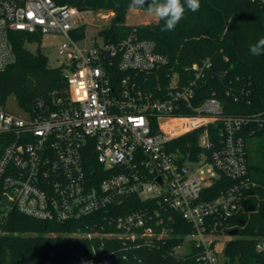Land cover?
Listing matches in <instances>:
<instances>
[{"label": "built area", "instance_id": "2783aa9c", "mask_svg": "<svg viewBox=\"0 0 264 264\" xmlns=\"http://www.w3.org/2000/svg\"><path fill=\"white\" fill-rule=\"evenodd\" d=\"M88 11L59 0H0V71L15 60V32H55L68 39L57 48L65 86L52 93L50 104L40 100L20 115L0 102V134L13 136L0 155L2 215L16 209L63 222L135 196L143 204L154 200L152 212L149 206L133 209L131 202L127 212L107 216L109 232L74 234L113 237L126 246L164 241L170 229L159 208L170 209L192 226L187 236L201 249L197 261L221 264L216 236L253 184L243 131L250 122L263 126L262 112L226 116L214 96L197 103L196 88L212 71V60L172 71L155 42L136 31L115 43L99 38L80 47L70 31ZM188 133L196 139L180 142Z\"/></svg>", "mask_w": 264, "mask_h": 264}, {"label": "trees", "instance_id": "16d2710c", "mask_svg": "<svg viewBox=\"0 0 264 264\" xmlns=\"http://www.w3.org/2000/svg\"><path fill=\"white\" fill-rule=\"evenodd\" d=\"M59 3L85 10L111 11L109 23L98 30L100 39L115 43L136 31L141 38L155 42L156 50L169 59L172 71L187 72L186 67L191 63L210 58L212 71L205 74L196 88L197 103L214 96L221 102L226 116L245 117L262 112L264 117V55L253 56L249 51V45L264 36V3L260 0H200V9L186 10L173 31H161L162 20L126 25L130 0H59ZM146 9L147 0L141 10ZM85 32L86 24L82 23L70 31V36L79 40ZM39 36L21 31L12 34L15 60L0 71L1 104L13 94L17 104L29 112L40 100L50 104L52 93L64 88L61 66H50L44 54L25 46L27 41ZM245 127L248 179L253 184L243 190L241 208L221 225L224 233L237 231L224 244L219 257L221 264H264V125L260 127L255 121ZM191 135L188 133L179 141H194L196 137ZM256 137L260 157L259 161L250 162L247 145L255 143ZM12 140V135L0 134V155ZM88 164L90 169L94 167L90 157ZM223 180L229 181L222 177L220 181ZM131 202L133 209L149 206L152 212V207H157L154 200L143 204L135 196L113 209L63 222L32 218L16 209L2 215L0 209V264H200L196 258L201 249L192 242L190 250L176 253L193 228L170 209L159 208L170 229L164 241L126 246L113 237L96 236L87 240L74 234L79 229L111 231L113 227L108 225L107 216L127 212ZM257 244L262 246L261 250L256 249Z\"/></svg>", "mask_w": 264, "mask_h": 264}, {"label": "rangeland", "instance_id": "374dc122", "mask_svg": "<svg viewBox=\"0 0 264 264\" xmlns=\"http://www.w3.org/2000/svg\"><path fill=\"white\" fill-rule=\"evenodd\" d=\"M113 13L111 11H106L103 9L99 10H89L88 12H84L82 17L77 20V25L82 23L86 24V32L85 36L79 40L77 43L80 47L87 46L95 42V40H99L98 30L103 26H106ZM157 19L152 16L147 10H128L126 14V25H141L145 23L155 22ZM68 39L61 33L49 32L40 35L38 38L32 39L31 41H27L25 46L32 52L40 51L44 54L50 66L58 67L63 63V59L57 56V48L61 42H65ZM5 107L7 110L15 113V114H24V110L17 104V101L13 94L9 95L5 100ZM259 138H254L255 143L248 144L247 150L249 152L250 162L259 161V153L256 151L258 145ZM230 236L227 233H223L216 236V241L214 247L218 253V257H222V249L224 247L225 242L228 240ZM191 248V238L186 236L184 238L183 244L180 246L179 251L176 250L178 254H184Z\"/></svg>", "mask_w": 264, "mask_h": 264}, {"label": "clouds", "instance_id": "9594fccd", "mask_svg": "<svg viewBox=\"0 0 264 264\" xmlns=\"http://www.w3.org/2000/svg\"><path fill=\"white\" fill-rule=\"evenodd\" d=\"M145 4L146 0H130L128 7L129 10H141L145 8ZM200 7V0H147L146 10L157 20L164 21L161 31H173L184 18L186 10L197 12ZM249 51L253 56L264 55V36L250 44Z\"/></svg>", "mask_w": 264, "mask_h": 264}, {"label": "water", "instance_id": "95a60500", "mask_svg": "<svg viewBox=\"0 0 264 264\" xmlns=\"http://www.w3.org/2000/svg\"><path fill=\"white\" fill-rule=\"evenodd\" d=\"M157 181L160 182L161 179L158 177V178H157ZM236 232H237L236 229H233L232 231H229V232H228V235H230V236L235 235Z\"/></svg>", "mask_w": 264, "mask_h": 264}]
</instances>
